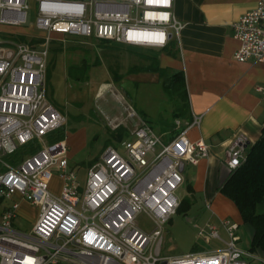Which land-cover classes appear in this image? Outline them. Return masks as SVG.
<instances>
[{
    "label": "built area",
    "instance_id": "built-area-1",
    "mask_svg": "<svg viewBox=\"0 0 264 264\" xmlns=\"http://www.w3.org/2000/svg\"><path fill=\"white\" fill-rule=\"evenodd\" d=\"M35 21L28 22V0H0V264H253L264 257L237 246L239 225L222 220L226 240L210 224L199 236L223 247L176 257L160 254L163 226L177 214L185 164L196 165L208 156L203 141L191 143L194 117L171 141L157 135L137 118L129 137L107 147L87 171L82 186L68 165L64 140L46 137L63 127L65 119L47 99L45 82L51 35L79 36L126 47L164 49L177 40L183 25L174 16V0H34ZM43 32V40H12L2 27ZM240 47L234 59L264 63V0L232 24ZM6 35L8 37H1ZM17 37V36H16ZM264 95V87H256ZM113 125V121H109ZM120 124L113 126L117 129ZM34 144L37 151L14 165L2 159ZM246 139L237 136L225 154L229 172L246 160ZM57 174L58 195L50 190ZM17 198V199H16ZM38 206V218L29 232L15 228L20 203ZM145 214L153 223L142 231L136 217Z\"/></svg>",
    "mask_w": 264,
    "mask_h": 264
},
{
    "label": "rangeland",
    "instance_id": "rangeland-1",
    "mask_svg": "<svg viewBox=\"0 0 264 264\" xmlns=\"http://www.w3.org/2000/svg\"><path fill=\"white\" fill-rule=\"evenodd\" d=\"M28 4V22L32 23L35 21L37 5L34 0H28ZM19 29L26 41H31L32 38L41 41L46 37L44 33L30 29L29 25ZM12 40L19 41V38L14 36ZM155 51L159 53V50ZM150 52L151 49L126 47L94 38L51 35L47 58L49 77H46L45 89L47 99L64 116L65 122L62 128L48 135L46 140L48 143L67 141L68 165L76 172L82 186L88 169L107 147L114 146L121 151L119 144L122 141H113L110 133L116 130L113 129L114 124H120L119 127H123L129 137L130 131L138 122L137 118L131 120L127 117L129 112L134 111L157 135H163L162 130L170 129L164 133V140L172 130L176 131L175 121L179 120L183 126L181 119L173 118L182 100L170 88L165 89L170 85L171 71L160 75L155 71L143 70L155 61ZM97 61L99 64L96 65ZM85 64L90 69L82 80L70 77V71L77 73L76 69L83 68ZM109 121H113V125ZM25 156V149L21 148L15 155L3 157L2 161L7 165H14ZM0 168L3 169V165ZM60 189L61 181L55 173L50 190L58 195ZM176 194L180 201L190 199L187 197L186 185L181 186ZM12 204L13 200H5L0 210L11 207ZM193 205L191 200L190 211L177 213L163 226L161 256H183L223 247L217 240L207 242L199 236L200 230L205 229L210 212L201 203ZM39 212L38 206L21 202L15 228L29 232ZM257 212L264 213V204L258 206ZM197 215L198 219L191 222ZM136 224L146 233H151L154 229L152 221L143 213L136 217ZM248 231L251 229L240 222L239 233L244 247L239 249L244 251L249 250ZM220 236L222 239L227 238L223 232H220ZM253 264L263 263L254 260Z\"/></svg>",
    "mask_w": 264,
    "mask_h": 264
},
{
    "label": "crops",
    "instance_id": "crops-1",
    "mask_svg": "<svg viewBox=\"0 0 264 264\" xmlns=\"http://www.w3.org/2000/svg\"><path fill=\"white\" fill-rule=\"evenodd\" d=\"M258 1L174 0V16L183 25L179 37L166 48L150 52L160 68L184 74L189 119L182 120V129L199 116L200 125L189 128L185 135L191 143L203 141L209 153L194 166L185 164L183 185L193 190V194L187 192L193 206L201 203L209 210L205 226L213 225L224 235L222 220L237 223L239 230L241 222L235 206L220 193L230 174L226 151L237 136L246 139V153L264 138V95L256 91V87H264V63L236 61L240 43L232 31V24L254 10ZM1 29L25 41L19 28ZM197 219L198 215L191 222ZM239 230L237 246L242 249ZM247 235L250 248L252 231Z\"/></svg>",
    "mask_w": 264,
    "mask_h": 264
},
{
    "label": "trees",
    "instance_id": "trees-1",
    "mask_svg": "<svg viewBox=\"0 0 264 264\" xmlns=\"http://www.w3.org/2000/svg\"><path fill=\"white\" fill-rule=\"evenodd\" d=\"M97 64H99V61L96 62ZM89 69L90 66L85 64L83 68L78 67L76 69L77 73L70 71L69 74L70 77L79 81L84 78ZM143 70L155 71L160 75L169 71L160 68L156 61ZM170 73V85L169 87L166 86L165 89L168 90L170 88L172 93H177L182 100V104L176 109L173 118L188 120L189 100L185 89L184 74L180 71H171ZM46 77H49V71ZM168 131L170 129L167 131L162 130V133L164 134ZM178 133L179 131L172 130L164 141H171ZM110 135L111 139L117 142H121L123 138L128 137V133L123 127L112 131ZM23 149H25V155H29L35 153L38 148L36 145L30 144L23 147ZM187 192L188 194H193L191 188H187ZM220 193L235 206L241 222L251 229L252 236L249 251L264 257V213L257 212L258 206L264 204V138L249 147L245 162L237 170L230 172L227 180L220 188ZM190 199L184 198L181 201L177 213L189 211L192 200Z\"/></svg>",
    "mask_w": 264,
    "mask_h": 264
},
{
    "label": "water",
    "instance_id": "water-1",
    "mask_svg": "<svg viewBox=\"0 0 264 264\" xmlns=\"http://www.w3.org/2000/svg\"><path fill=\"white\" fill-rule=\"evenodd\" d=\"M247 147V145H245V147L244 148H246Z\"/></svg>",
    "mask_w": 264,
    "mask_h": 264
}]
</instances>
